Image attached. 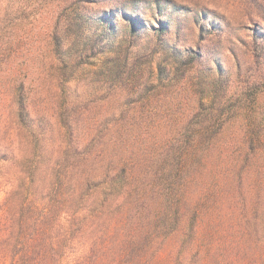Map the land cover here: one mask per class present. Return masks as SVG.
I'll use <instances>...</instances> for the list:
<instances>
[{
	"label": "trees",
	"instance_id": "1",
	"mask_svg": "<svg viewBox=\"0 0 264 264\" xmlns=\"http://www.w3.org/2000/svg\"><path fill=\"white\" fill-rule=\"evenodd\" d=\"M97 43L73 42L61 59L55 44L59 87ZM19 51L0 42V264H264V207L227 182L230 169L213 154L222 146L166 142L140 158L139 132L128 138L135 129L102 122L81 145L78 109L62 95H32ZM109 132L118 139L105 140ZM263 147L252 136L245 158Z\"/></svg>",
	"mask_w": 264,
	"mask_h": 264
},
{
	"label": "rangeland",
	"instance_id": "2",
	"mask_svg": "<svg viewBox=\"0 0 264 264\" xmlns=\"http://www.w3.org/2000/svg\"><path fill=\"white\" fill-rule=\"evenodd\" d=\"M91 35L97 53L59 87L51 64ZM0 42L19 48L32 95L73 102L81 145L102 122L139 132L140 158L166 142L222 146L227 182L264 207V147L245 158L252 136L264 143V0H0ZM112 68L122 74L107 81ZM56 118L49 108L55 137Z\"/></svg>",
	"mask_w": 264,
	"mask_h": 264
}]
</instances>
